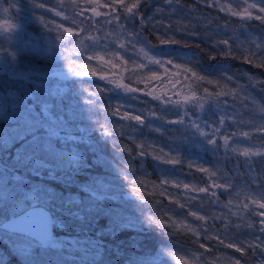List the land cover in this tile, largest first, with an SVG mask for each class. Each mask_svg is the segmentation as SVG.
<instances>
[{"label": "trees", "instance_id": "trees-1", "mask_svg": "<svg viewBox=\"0 0 264 264\" xmlns=\"http://www.w3.org/2000/svg\"><path fill=\"white\" fill-rule=\"evenodd\" d=\"M262 8L0 0V223L21 195L39 197L60 237L53 247L0 228V264H174L173 252L264 264ZM24 102L55 118L43 151L18 159ZM123 210L143 215L139 229L117 225Z\"/></svg>", "mask_w": 264, "mask_h": 264}, {"label": "snow or ice", "instance_id": "snow-or-ice-1", "mask_svg": "<svg viewBox=\"0 0 264 264\" xmlns=\"http://www.w3.org/2000/svg\"><path fill=\"white\" fill-rule=\"evenodd\" d=\"M120 3H123V0H119ZM139 2V0H138ZM254 7V5H252ZM37 7H43V4H38ZM137 5H132L128 7V12L135 16L137 13L134 9ZM264 11V8L261 9ZM7 11V9H5ZM92 11L96 13V15H100V13L96 12V9L93 8ZM59 15V13H57ZM41 23H44L43 18H40ZM65 31L69 32L71 35L70 29H65ZM175 43V41H172ZM161 43H168V41L162 40ZM77 76L84 75L83 72H76ZM95 75V73H92ZM211 83V82H209ZM132 91H135L133 89ZM207 91V89H205ZM158 98V97H157ZM4 117L0 116V119ZM55 117L52 115L50 108L48 105H42L40 110L37 111V107L35 104L24 102L21 104L20 108L14 114V124L16 127L14 128L13 135L10 139L14 142L16 146V156L18 159H27L30 156L37 154L43 151L45 136L42 133L51 134L50 125ZM125 118L127 117V113H125ZM130 119L135 120L137 122L142 123L141 116H131ZM197 131H200L201 135H205L203 131H201L198 126ZM219 131V129H217ZM214 141L210 140L209 143H213ZM225 144H227V139H225ZM247 151L244 152V155H248ZM172 162V161H169ZM185 187H188L185 185ZM34 192H39L38 188L33 189ZM201 192L206 191V189L201 188ZM264 207V204L260 205ZM17 212L14 215L17 217L16 220L13 221V224L16 225L17 231L22 238H27L31 241L39 242L40 232L44 231L49 234V219L48 209L46 203L41 198L29 199L27 196L21 195V198L17 201ZM203 219V217H200ZM37 219H41L44 221L43 224L37 225L35 221ZM232 245L229 244V247ZM203 247V245H201ZM240 251L239 248L236 249ZM171 255V253H169ZM236 264H239L237 261Z\"/></svg>", "mask_w": 264, "mask_h": 264}, {"label": "rangeland", "instance_id": "rangeland-1", "mask_svg": "<svg viewBox=\"0 0 264 264\" xmlns=\"http://www.w3.org/2000/svg\"><path fill=\"white\" fill-rule=\"evenodd\" d=\"M64 76H66V75H64ZM57 77H62V76L60 75ZM219 139L220 138H218L216 140H219ZM138 216H139V218L136 219L134 216H131V214L128 215V213L123 210L122 212H118V214L115 217L118 219V221L116 220L117 225L119 224V226L127 227L128 229H132V228L139 229L140 225L143 224L141 221V219H142L141 217H143V215L140 214ZM55 222L58 223L57 221H55ZM48 235H49V239L45 244L56 247L60 242V237L56 236L55 238H53L52 237L53 236L52 231H50V233ZM66 239H64V240H66ZM69 240H71V239H69ZM171 256L172 257H170V256L168 257V261L171 262V260H173V258H175V261H177V263L174 262V264H178V263L182 264L184 261H185L184 263L187 262V260H184L183 255H181L179 252L178 253L173 252V254H171ZM237 261H238V259H235L233 256L227 254V255H222V256L220 255V256L216 257V260L212 261V264H236ZM195 263H196V261L191 262V264H195ZM171 264H172V262H171ZM188 264H190V263H188ZM202 264H207V262H204V263L202 262Z\"/></svg>", "mask_w": 264, "mask_h": 264}, {"label": "water", "instance_id": "water-1", "mask_svg": "<svg viewBox=\"0 0 264 264\" xmlns=\"http://www.w3.org/2000/svg\"><path fill=\"white\" fill-rule=\"evenodd\" d=\"M53 74L57 75V76H59V75L64 76V75L67 74V72L66 71H57V72H53ZM48 215L50 216V219H49V232H50V229H51V226H52L51 223H52L53 216H52V214L50 213L49 210H48ZM16 219H17L16 216H12V218H9V219H6V220L2 221L1 224H0V228L4 229V230H6L7 232H10V233L19 234L18 231H17L16 225L13 224V221L16 220ZM35 223L37 225H40V224H43L44 221L41 220V219H37L35 221ZM48 239H49V235H47L46 232L41 231L38 243H40L41 245H44L48 241Z\"/></svg>", "mask_w": 264, "mask_h": 264}, {"label": "bare ground", "instance_id": "bare-ground-1", "mask_svg": "<svg viewBox=\"0 0 264 264\" xmlns=\"http://www.w3.org/2000/svg\"><path fill=\"white\" fill-rule=\"evenodd\" d=\"M67 75V74H66ZM53 216V215H52ZM52 221H53V219H52ZM1 224V223H0ZM52 224V223H51ZM51 228H52V226H51ZM6 231V230H5ZM50 231H51V229H50ZM10 233V232H9ZM50 233V232H49ZM13 234V233H12ZM40 244V243H39ZM41 245V244H40Z\"/></svg>", "mask_w": 264, "mask_h": 264}]
</instances>
